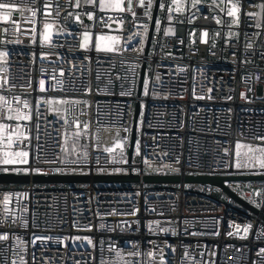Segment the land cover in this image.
Here are the masks:
<instances>
[{"label": "built area", "instance_id": "obj_1", "mask_svg": "<svg viewBox=\"0 0 264 264\" xmlns=\"http://www.w3.org/2000/svg\"><path fill=\"white\" fill-rule=\"evenodd\" d=\"M220 1L222 7L201 0L193 7V0H159L147 47L155 0L150 10L147 0L143 6L140 0H132L131 11L126 0L124 11L101 10L99 0L95 6L80 0L79 8L74 7L76 0H0L20 6L10 13L9 20H0V39L22 41L0 44L11 53L0 75L17 85L2 94L10 103L13 97L20 98L13 107H22L27 100L32 113L31 121H0L12 127V132L0 134V155L20 150L29 153L27 164L7 167H28L30 171L0 173L29 177L128 173L255 176L224 183L259 211L252 213L216 185L182 180L130 185L89 181L74 186L3 183L0 234L7 233L9 238L0 240V264H12L13 259L20 264L19 256L27 264H101L102 259L114 264L116 257L109 251V242L125 254L117 264H160L161 254L166 264H264L258 255L264 247V234L257 238L264 230V175L258 168L235 167L238 141L253 148L264 146V141L257 139L264 136V28L255 27L258 22L264 25V12L256 7L264 0H239V24H233L228 16L227 0ZM45 3L53 7L45 10ZM26 7L37 8V15L24 11ZM88 11L93 12L92 19L84 15ZM249 12L257 16L249 17ZM75 13L80 14L82 23L75 20ZM45 23L52 24L53 29L51 43L42 45L40 33ZM33 29L34 44L30 43ZM85 30L93 40L88 52L78 48ZM97 35L119 37L121 51L97 52ZM69 47L75 51L69 52ZM42 51L49 56L42 59ZM142 64L143 81L148 84L147 92L138 96ZM53 72L62 81L55 88L50 78ZM40 79L45 80L46 91L39 90ZM26 81L31 87L21 88ZM63 99L87 103L77 105L65 117L66 106L59 105ZM136 102L141 118L129 162ZM56 106L62 109L59 115L53 110ZM76 120L80 121L78 126ZM17 123L23 138L8 145L7 138L14 134ZM67 141L73 143L71 154H65ZM108 148L112 152L106 151ZM246 151L242 147V160ZM4 167L0 165V169ZM35 168L41 172L31 171ZM5 194L9 195L7 218ZM245 224L252 226L246 236L242 232ZM74 234L91 237L95 249L87 241L73 246L71 239H64ZM40 236L52 239L43 243L37 239L33 244L32 240ZM137 251L140 255H127ZM148 252L154 255L150 257Z\"/></svg>", "mask_w": 264, "mask_h": 264}, {"label": "snow or ice", "instance_id": "obj_2", "mask_svg": "<svg viewBox=\"0 0 264 264\" xmlns=\"http://www.w3.org/2000/svg\"><path fill=\"white\" fill-rule=\"evenodd\" d=\"M33 2L35 3V0H33ZM127 2V10L131 11L132 10V0H126ZM200 2V0H193V7H196V5ZM84 3L86 6H95L96 4V0H84ZM141 5L143 6L144 4V0H140ZM227 4H228V16L232 18V22L233 24H239L240 20H239V13L241 11V6L239 3V0H237L236 3H233V0H227ZM160 8L163 9L165 7V5L163 3H161ZM218 6V5H217ZM45 8V10H48L50 8L53 7V5H51L50 3H45V5L43 6ZM55 7L57 9H59V4H56ZM76 8L80 7V0H76V4L75 6ZM256 7H259L262 12H264V3H261L259 5H256ZM99 8L101 10H106V9H116V10H120V11H124L125 10V0H99ZM152 8V0H147V9H151ZM13 10H20V6L18 4L15 3H0V20H9L10 18V13ZM179 7L177 8V11H179ZM223 10V9H222ZM24 11L27 12H31L32 16H36L38 9L37 8H32V7H26L24 9ZM169 12H171V8H169ZM57 15H59V12H57ZM69 15H73L72 13H69ZM84 15H86L89 19H92L93 17V12L88 11L85 12ZM145 15H149V12L146 11ZM247 16L249 17H256L257 13L255 12H249L246 13ZM171 19V16L169 17ZM75 20L78 22H81V17L79 13H75ZM157 24H159V21H157ZM147 27V25H145V28ZM256 28H264V25H262L261 23H257L255 25ZM52 29H53V25L50 23H45L43 25V31L40 33V43L43 45L45 42H48L49 44L51 43V36H52ZM7 33V29H5V34ZM25 35H28V33H24ZM257 35H259V33H256ZM206 35V33H205ZM229 35H233L232 33H229ZM119 40V37L117 36H105V35H97L95 37L94 40V48L97 52H105V53H117L120 52L121 49L117 44V41ZM8 43H22V41L20 40H16V41H9L7 39H0V44L2 45H7ZM30 43H35V30L33 29V35L30 39ZM141 43H143V40H141ZM250 47V45H248ZM93 47V40H92V34L85 30L83 32V36L82 39L79 41L78 43V48L79 49H84L85 52H88L91 50V48ZM75 51L74 48L69 47V52ZM262 55H264V53H261ZM11 53L6 49V48H2L0 47V73H4L5 72V65L8 64L9 61V57H10ZM33 59H35V53L33 52L32 54ZM41 58H46L49 56V53L46 52H41L40 53ZM85 59H89V57L87 55H85ZM53 63H55V61H53ZM45 69H41V72H44ZM61 75H63V69H61ZM51 80L53 81L52 87L55 88L58 85H60L62 83L61 80H59L54 72L51 74ZM159 79V78H157ZM147 84L148 81L145 80L144 81V86H145V91L147 92ZM16 84L10 82L8 76L6 75H0V121H3L5 118L9 121H16V122H20V121H31L32 120V113H31V107L28 103L27 100H24L22 103V107H20L19 105H17L16 107H13V104L16 103V101H18L20 98L19 97H13V101L10 103L8 98L3 95L2 93L4 91H10L14 88H16ZM21 88H29L31 87V83L30 81H26L25 83L20 85ZM39 90L40 91H46L45 89V80L44 79H40L39 80ZM86 91H89L88 89H86ZM211 91V90H209ZM241 97L246 99L247 97L245 96V93L241 92ZM203 98V97H201ZM230 99V97L228 98ZM39 103V101L37 102ZM45 103L47 104H56V101L52 100V101H45ZM87 101H82V100H68V99H63L59 101V105H64L66 107L63 108L65 117L67 116V113L74 109L77 105L79 104H86ZM57 115H59L61 113V107L60 106H56L53 109ZM5 113L7 114L5 117ZM38 115V113H37ZM65 124H68V120L65 119ZM75 123L77 124V126L79 125L80 121L76 120ZM84 128L87 129L88 128V124L84 125ZM5 130H7L8 132H12V127L11 125H7L3 122H0V134H2ZM39 123L36 124V132H37V140L39 139ZM78 132L74 133V136H78ZM24 133L21 131V124L17 123L15 125V132L13 135H9L7 138V143L8 145H12L13 144V140H21L23 138ZM258 140L260 141H264V136H258L257 137ZM117 143H119V141H117ZM242 147L247 148V151L243 153L244 157H246V159L242 160L241 159V149ZM106 151L108 152H112L111 148L106 149ZM228 149H225V152H227ZM259 153V155L257 156L256 153ZM29 153L27 151H9L4 153L3 155H0V165H5L6 167L0 169L4 172H8V171H13V172H20L23 171L24 173H28L30 171V169L28 167H24L23 169L17 168V167H13V168H9L7 167L8 165H17V164H27V157H28ZM84 155L86 156L87 153H84ZM235 167L240 169V168H244V167H251V168H258L260 170V174L264 175V146H258L257 148H253L251 145H242L239 141L236 143V160H235ZM31 171H35L37 173L41 172L40 168H35V169H31ZM57 171H60V169H57ZM116 171H120V169H116ZM259 191V190H257ZM9 202V195L5 194L4 199H3V204L5 205L4 207V215L5 218H7V215L9 213V209L7 207ZM255 203V202H254ZM257 207H261L260 204L256 205ZM158 223V222H157ZM25 226H26V222H25ZM151 226V225H150ZM89 227H91L89 225ZM251 224H245L242 228V232L243 234L246 236L251 228ZM164 231H166L165 229H162ZM233 233H229V235H232ZM235 234H239V232L235 233ZM261 234H264V230H261V232L257 233V238L260 237ZM9 236L7 233L4 234H0V240H8ZM17 240H20L19 237H16ZM39 239L42 243L46 240L52 239V237H45V236H40V237H35L32 240V243L35 244L36 240ZM59 239V238H56ZM65 240L68 239H72V240H76V241H87L88 245H91L93 249H95V243L93 241V239L89 236H76V237H64ZM25 242L24 241H20V244L23 245ZM101 244V251H103V244L104 241L101 239L100 241ZM81 246H83V243H81ZM136 245H134L135 247ZM170 247V246H169ZM109 251H112L115 253V257H116V261H114V264H117V261H122L123 256L125 255L122 251V249L116 248V246L114 244H112L111 242H109ZM17 255H19V253H17ZM127 255L129 256H135V255H140V253L137 252H129L127 253ZM148 256H153L154 253L153 252H148L147 253ZM258 255L260 256L261 259H264V247L259 249V253ZM20 259V264H27V262L24 260L23 256H19ZM35 259V257L33 256V260ZM93 259H95V257H93ZM12 264H16V260L13 259ZM75 264H81V261H75ZM101 264H106V261H104L103 259L101 260ZM123 264H127L126 261L123 262ZM160 264H166V261L163 258V255L161 254V262Z\"/></svg>", "mask_w": 264, "mask_h": 264}, {"label": "water", "instance_id": "obj_3", "mask_svg": "<svg viewBox=\"0 0 264 264\" xmlns=\"http://www.w3.org/2000/svg\"><path fill=\"white\" fill-rule=\"evenodd\" d=\"M158 1L155 0L153 10L151 13V26L147 39V47L150 39V35L152 32L156 9L158 6ZM147 51V50H146ZM144 70L145 65L142 64L138 85H137V95L139 96L142 92L143 78H144ZM140 104L136 102L134 105L133 117H132V126L130 131V140L129 147L127 153V160L130 162L133 154V146L136 137V123L137 117L139 114ZM255 176H224V175H211V174H185L184 176H180L179 174H144L140 176L139 174H94L93 176H89L88 174H66V175H50V176H40V175H32L29 177L28 174L23 173H0V184H25L29 181L33 183L40 184H49V183H65L71 184L74 186L78 183H87L92 181L94 183H98L101 185H112V184H133L137 182H143L146 184H169V183H178L181 180L185 183H205L216 185L222 188L235 202L248 209L254 214L259 213L258 209L247 203L242 198L233 194V192L225 185V181L229 180H247L253 179ZM262 219L264 221V214L262 215Z\"/></svg>", "mask_w": 264, "mask_h": 264}, {"label": "rangeland", "instance_id": "obj_4", "mask_svg": "<svg viewBox=\"0 0 264 264\" xmlns=\"http://www.w3.org/2000/svg\"><path fill=\"white\" fill-rule=\"evenodd\" d=\"M217 2H214L216 3L219 7H222V2L220 0H215ZM96 5V4H95ZM98 7H99V2L97 3ZM145 92V86H144V81H143V85H142V94ZM140 118H141V114H140V109H139V114H138V117H137V123H136V127H138L140 125ZM136 138V137H135ZM135 143V142H134ZM73 147V143L71 141H67L66 143V151H65V154H71V149ZM135 149V147H134ZM235 152H236V149H235ZM76 236H81L83 237V235H79V234H74L72 237H76ZM81 241H76V240H72L71 239V244L73 246L77 245L78 243H80Z\"/></svg>", "mask_w": 264, "mask_h": 264}, {"label": "crops", "instance_id": "obj_5", "mask_svg": "<svg viewBox=\"0 0 264 264\" xmlns=\"http://www.w3.org/2000/svg\"><path fill=\"white\" fill-rule=\"evenodd\" d=\"M201 1H209V2H212V3L217 2L215 0H201Z\"/></svg>", "mask_w": 264, "mask_h": 264}]
</instances>
